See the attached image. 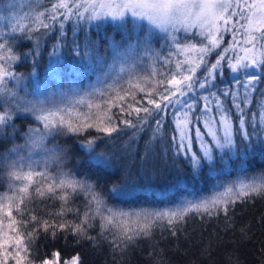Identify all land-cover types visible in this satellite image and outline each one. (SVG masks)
I'll return each mask as SVG.
<instances>
[{
	"label": "snow or ice",
	"instance_id": "obj_1",
	"mask_svg": "<svg viewBox=\"0 0 264 264\" xmlns=\"http://www.w3.org/2000/svg\"><path fill=\"white\" fill-rule=\"evenodd\" d=\"M20 7L27 10L0 16L8 21L0 26V139L13 141L0 154V174L9 181L8 191L0 194V215L9 221L11 233H0V264H35L30 248L37 228L51 230L53 237L64 231L77 237L78 244L106 243L123 255L157 230L176 236L190 214L201 220L223 217L224 230L233 229L236 205L264 197V170L249 172L254 158L264 156L259 150L264 148V90L259 88L264 82V0H28ZM107 26L121 32L120 41L115 32L107 34ZM69 30L71 41L66 39ZM48 38L54 42L47 52L44 83L33 85ZM22 42L31 47L19 52ZM28 61L30 72L15 71L14 65ZM157 65L163 69L159 80ZM226 68L235 74L232 83L217 88ZM147 83L153 86L146 92ZM137 91L146 92V106L136 99ZM257 92L260 102L253 111ZM17 118L31 120L23 132ZM90 129L100 135L89 136ZM17 135L22 144L15 143ZM60 137L74 139L98 169L130 173L137 160L143 167L150 156L162 155L174 167L177 159L183 160L193 178L206 170L215 183L210 194L199 195L185 185L182 195L192 198L178 199L165 209L124 211L109 204L112 193L122 194L115 181L108 192L87 170L78 174L68 167L73 147L59 143ZM104 139L112 142L111 151L97 153ZM161 144L162 153H154L153 147ZM233 168L235 179H218L230 177ZM34 183L40 185L36 195L51 194L50 199L61 202L60 210L45 213L52 223L31 215L21 225L13 208L25 214L21 205L27 207L26 201L32 200L29 186ZM79 197L80 205L69 206ZM69 214L75 219L64 220ZM58 219L64 222L56 223ZM97 224L100 231L93 236ZM17 225L25 231L19 232ZM241 234L251 239L244 228ZM54 255L59 257L58 252ZM40 264L54 262L43 259ZM68 264L82 261L76 255Z\"/></svg>",
	"mask_w": 264,
	"mask_h": 264
},
{
	"label": "trees",
	"instance_id": "obj_2",
	"mask_svg": "<svg viewBox=\"0 0 264 264\" xmlns=\"http://www.w3.org/2000/svg\"><path fill=\"white\" fill-rule=\"evenodd\" d=\"M25 0H0V16H6L13 8L12 5H18ZM3 21V20H0ZM131 28V23H129ZM107 34L111 35L115 32V39L121 40V32L114 29L112 26L106 27ZM92 39H97V33L90 30ZM72 31L69 30L66 39L71 41ZM227 37V36H226ZM83 42L84 36L81 33L78 37ZM228 40V39H227ZM53 39H47V47L42 49L40 63L37 69V76L33 79V85L39 82L41 85L45 79V69L47 65V52L50 50ZM227 42V41H226ZM163 43V41H160ZM160 43L155 44L157 48ZM31 47L28 42H22L19 47V52H24ZM106 44L102 43L100 53H105ZM69 59L71 53L65 49ZM210 62H214L215 55H212ZM15 71L27 74L31 71V62H21L14 65ZM157 76L156 80L161 77L159 73L163 70L160 65L156 66ZM150 72V69L148 70ZM173 71L175 69L173 68ZM148 72L142 73L147 75ZM235 74L230 69L225 70L223 75L217 79V88H224L232 83V78ZM93 75L91 80H95ZM85 80L84 83H88ZM28 83V81H25ZM151 83L143 84L146 92L151 88ZM157 89H161V85H156ZM264 90V82L259 86ZM43 90V89H42ZM145 93L136 92V99L146 106L144 100ZM123 95V92H121ZM155 98V97H153ZM128 103H132L131 97H126ZM260 102L259 92L256 93V98L252 110L255 111ZM140 106V104H137ZM116 111V109H113ZM15 123L20 126V131L23 132L24 125L31 123V120L24 118H17ZM169 127H171V113L169 114ZM264 132V127L260 129ZM89 136L100 135L94 129H90ZM127 137H121V142ZM147 139V136L144 137ZM144 139L140 141V149L143 151ZM61 144H69L73 147L74 159L69 163L68 167L83 172L87 170L91 173L93 180H98L105 190L111 192L113 181L119 185L118 191L122 189V194L112 193L109 197V204L112 207L127 210H136L141 208H149L154 210L165 209L171 207L178 199H191L192 197L182 195L184 186H187L188 192H195L199 194H210L215 180L212 179L205 170L199 179L193 178L190 169L184 164L183 160L177 159L175 167L171 158L163 157L157 158L156 155L150 156L148 163L143 167H139V160H137V167H133L130 173H125L122 169H98L96 165L91 164L88 160L87 154L80 149L78 144L74 143V139H67L64 137L58 138ZM15 143L22 144L23 140L20 135L15 138ZM112 142L104 139L98 142L96 152L111 151ZM13 141L9 139H0V154L5 153L12 147ZM164 144L153 147L154 153H162ZM264 151V148L259 149ZM261 165H264V156L257 155L254 162L249 165V172H259ZM179 169V171H178ZM236 178V170L233 168L230 177H218V179H225L228 183L231 179ZM9 181L6 174H0V192L5 191ZM30 189L32 200L26 201L27 207L21 205L24 215L16 213V220L22 222L25 219L30 220L31 215H37L41 221L47 220L52 223V218L45 213L58 212L60 210V201L55 198H49L51 194L45 197H39L35 191ZM83 197L75 199L71 207L80 205ZM234 219V227L225 231V223L223 217L219 221L205 218L201 220L197 214H190L186 222L180 226V231L176 236H171L167 230H157L154 232L151 239L144 238L137 242L135 246L130 247L123 255L114 253L113 250L106 244L101 243L94 246L87 241L77 243V237L59 231L53 237L51 230L45 232L43 228H37L34 233V242L31 245L30 252L35 254V262H40L43 259H49L55 253H59V261L68 260L76 255H79L82 264H261L264 261V197L257 196L254 199L248 200L245 203H238L231 213ZM75 217L69 214L64 220L72 221ZM64 220H56V223L64 222ZM78 222V221H77ZM18 225L20 232L25 229ZM244 228L251 239L242 238L241 229ZM27 231H32V226L27 228ZM100 231L97 224L96 230L90 234L96 236ZM149 253H154L152 257Z\"/></svg>",
	"mask_w": 264,
	"mask_h": 264
},
{
	"label": "rangeland",
	"instance_id": "obj_3",
	"mask_svg": "<svg viewBox=\"0 0 264 264\" xmlns=\"http://www.w3.org/2000/svg\"><path fill=\"white\" fill-rule=\"evenodd\" d=\"M27 2H28V0H25V2H20V4H18L16 8L10 10L9 13H8L6 16H8L10 13H13V12H20V14H23V11H26L27 9H21L20 6L26 4ZM7 22H8L7 20L0 21V26H3V25L6 24ZM227 39H228V40H227ZM225 40L227 41L226 43H230V42H231V37H230V36H227V37L225 38ZM249 71H252V70H249ZM233 74H234V73H233ZM38 179H39V178L34 177V181H35V180H38ZM18 186H23V185H19V184H18ZM36 186H40V185H37V184H35V183H34L33 185H30V186H29V191H30L31 188H33L32 190H34ZM7 191H8V188H6L5 191L0 192V194H3V193H5V192H7ZM9 194H11V193H9ZM133 210H134V209H133ZM136 210H139V209H136ZM127 211H131V210H127ZM16 213H17V212L15 211V208H13V217H14L15 219H16ZM0 219H3V224L0 225V233L11 234V233L9 232V229H8V223H9V221H8L6 218H4L2 215H0ZM16 227H18V225H17ZM18 231L20 232L19 228H18ZM49 260H52V261L54 262V264H57V261H58V264H68V262L71 261L72 258H70V259H68V260H65V261H59V259H58L55 255H52V256L49 258ZM9 264H13V262L10 260V261H9ZM35 264H40V262H35Z\"/></svg>",
	"mask_w": 264,
	"mask_h": 264
}]
</instances>
